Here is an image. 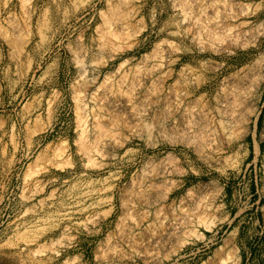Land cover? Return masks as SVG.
Here are the masks:
<instances>
[{
  "label": "rangeland",
  "instance_id": "rangeland-1",
  "mask_svg": "<svg viewBox=\"0 0 264 264\" xmlns=\"http://www.w3.org/2000/svg\"><path fill=\"white\" fill-rule=\"evenodd\" d=\"M123 1L0 0V264H264V0H200L205 18L233 13L220 22L245 34L225 53L198 49L170 0H136L138 36L99 52ZM165 40L177 69L198 78L188 101L226 127L222 143L180 132L172 112L160 126L175 141L131 137L120 118L97 116L74 53L102 58L97 85ZM233 80L248 93L226 107ZM112 122L113 157H84L82 131ZM150 170L159 174L139 204L130 195Z\"/></svg>",
  "mask_w": 264,
  "mask_h": 264
},
{
  "label": "bare ground",
  "instance_id": "bare-ground-1",
  "mask_svg": "<svg viewBox=\"0 0 264 264\" xmlns=\"http://www.w3.org/2000/svg\"><path fill=\"white\" fill-rule=\"evenodd\" d=\"M135 1L121 2L116 15L108 22L107 34L109 36L103 35L98 38L99 52H103L101 50H105L107 46L115 50L116 42L113 43L114 40L130 43V40L138 36L141 29L135 23L137 15ZM170 3L174 9L177 28L188 29L186 36L200 50H207L213 54L225 53L234 44H240L239 40L245 37V34L239 33L236 28L220 22L222 19H232L235 16L233 13H225L223 17H220L217 12L214 18L207 19L203 16L200 0H170ZM177 52L174 43L171 40H165L153 52L143 56L136 65L127 66L125 61L117 72L105 75L97 85V77L94 74L101 65L102 58L98 55L89 59L85 57L82 48H80L74 53V62L81 84L87 83L93 87L91 98L94 106L98 107L97 116L120 118L131 137L149 138L153 134H158L164 140H177V138L169 136L160 126V122L167 119L172 112L173 115L177 114V118L173 121V127L179 128L180 132L194 130L195 133L199 132L205 136L209 133L213 140H219L222 143L226 140V127L221 126V129H216L214 126L211 128L204 111L199 110L197 105L188 101L190 97L188 89L198 86V78L188 67L182 65L177 69L179 59L174 57ZM172 79L173 83L161 95L162 89ZM233 84L237 86L230 89L231 97L223 101V106L228 107L233 104L231 100L238 103V100L246 92V83L242 80H233L229 83V85ZM82 89L80 88L76 94L79 108L86 96L85 90ZM156 105L162 107L157 118L155 115L154 120L148 123L146 120L153 113L155 114ZM116 127V122H112L109 128L101 127L96 123L89 132L82 129L80 141L85 147L84 157L87 159L94 156L113 157V152L120 148L122 143V138L118 135ZM215 150L216 148L213 147L212 153ZM253 151L256 160L260 152L258 144L254 145ZM219 162L220 159L216 158L211 161V164L218 166ZM158 174L152 170L144 173L142 182L137 184L139 191L135 195L131 194L130 197L133 200L135 198L139 204L148 203L147 187L144 184L150 183L148 188H151L150 181L152 178L154 180ZM156 245L157 243L152 245V250Z\"/></svg>",
  "mask_w": 264,
  "mask_h": 264
}]
</instances>
